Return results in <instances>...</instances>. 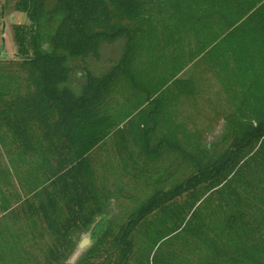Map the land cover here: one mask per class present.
<instances>
[{"label": "trees", "instance_id": "1", "mask_svg": "<svg viewBox=\"0 0 264 264\" xmlns=\"http://www.w3.org/2000/svg\"><path fill=\"white\" fill-rule=\"evenodd\" d=\"M14 9L29 24L13 26L17 59L0 66V137L9 154L37 162L20 213L26 233L52 239L43 264H70L75 233L93 242L76 264H264V0H15ZM118 40L123 52L105 73L85 69L79 91L68 86L70 58L98 60ZM195 59L225 84L222 146L192 154L167 137L152 146L167 105L192 94L180 74ZM125 124L139 156L174 150L191 170L155 184L112 229L90 154ZM9 175L0 169V183ZM24 238L0 242V263L40 264Z\"/></svg>", "mask_w": 264, "mask_h": 264}, {"label": "rangeland", "instance_id": "2", "mask_svg": "<svg viewBox=\"0 0 264 264\" xmlns=\"http://www.w3.org/2000/svg\"><path fill=\"white\" fill-rule=\"evenodd\" d=\"M14 2L15 0H0V66L4 68L8 61L17 59L13 26L29 24L24 13L15 11ZM123 48L124 40H118L112 44H103L98 60L90 56L83 60L70 58L67 62L71 70L68 86L78 92L84 80L85 69L95 75L105 73L120 57ZM193 48L191 44L190 49ZM196 61L197 59L188 64L180 74L193 79L192 94L179 96L172 104L167 105L163 121L152 136V146L162 137L178 141L183 151L192 154H196L198 145L208 153L217 152L222 146L220 139L226 126L225 116L232 111L229 97L225 93V84L209 72L206 63ZM115 97L121 105L124 97L118 94ZM122 127L121 134L108 136L90 154L97 181L110 196L105 217L113 225L112 229L114 223L122 221L129 210L149 194L155 184L160 181L163 184L162 181L165 180L164 184L167 186L188 175L191 170L189 162L174 150L163 149L156 158L139 156L137 148L132 144L129 126L125 124ZM8 143L7 137H0V169L10 171L8 184L0 183L2 194L8 200L7 210L0 207V242L5 239L12 241V235L23 234L24 248L38 263L43 264V257L52 239L46 232L44 235L34 230L32 234L26 233L30 227L20 213L23 198L31 188L30 185L34 186V179L38 176V173L35 174L37 162L29 167L26 161L22 162L17 158L14 151L9 154L6 150ZM130 157H133V163L129 162ZM37 181L39 183L40 180ZM1 202L0 200V204ZM11 209L18 212L15 220L7 217ZM71 239L75 246L68 257V263L76 264L93 242L90 233H75Z\"/></svg>", "mask_w": 264, "mask_h": 264}]
</instances>
